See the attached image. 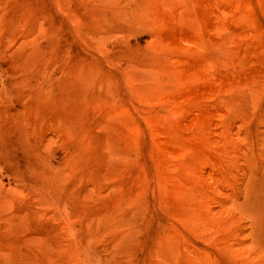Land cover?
Instances as JSON below:
<instances>
[{"label":"rangeland","instance_id":"1","mask_svg":"<svg viewBox=\"0 0 264 264\" xmlns=\"http://www.w3.org/2000/svg\"><path fill=\"white\" fill-rule=\"evenodd\" d=\"M0 264H264V0H0Z\"/></svg>","mask_w":264,"mask_h":264}]
</instances>
